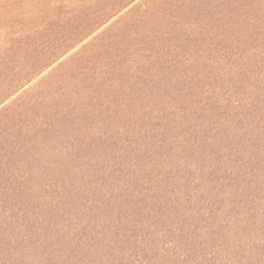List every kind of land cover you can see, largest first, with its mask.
<instances>
[{
	"label": "rangeland",
	"instance_id": "rangeland-1",
	"mask_svg": "<svg viewBox=\"0 0 264 264\" xmlns=\"http://www.w3.org/2000/svg\"><path fill=\"white\" fill-rule=\"evenodd\" d=\"M0 264H264V0H0Z\"/></svg>",
	"mask_w": 264,
	"mask_h": 264
}]
</instances>
